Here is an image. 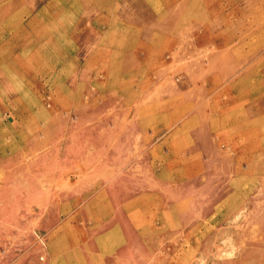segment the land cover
<instances>
[{"label": "rangeland", "instance_id": "374dc122", "mask_svg": "<svg viewBox=\"0 0 264 264\" xmlns=\"http://www.w3.org/2000/svg\"><path fill=\"white\" fill-rule=\"evenodd\" d=\"M0 264H264V0H0Z\"/></svg>", "mask_w": 264, "mask_h": 264}]
</instances>
